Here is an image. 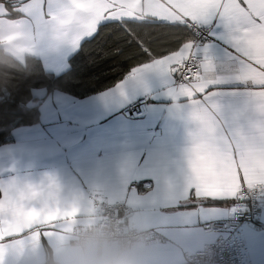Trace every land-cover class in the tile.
Listing matches in <instances>:
<instances>
[{
	"label": "snow or ice",
	"instance_id": "6c2138e0",
	"mask_svg": "<svg viewBox=\"0 0 264 264\" xmlns=\"http://www.w3.org/2000/svg\"><path fill=\"white\" fill-rule=\"evenodd\" d=\"M5 25L35 55L106 33L112 54L135 62L127 79L140 82L148 72L167 78V95L192 128L182 182L147 200L264 189V0H0V30ZM122 195L130 206L145 199L135 187ZM59 200L54 176L0 181V264H12L76 211Z\"/></svg>",
	"mask_w": 264,
	"mask_h": 264
},
{
	"label": "crops",
	"instance_id": "0c3cea01",
	"mask_svg": "<svg viewBox=\"0 0 264 264\" xmlns=\"http://www.w3.org/2000/svg\"><path fill=\"white\" fill-rule=\"evenodd\" d=\"M76 50L62 46L35 56L44 70L58 74L68 68ZM131 69L109 87L80 96L33 89L41 98L37 121L13 128L12 140L0 145V181L16 177L39 183L46 175L54 176L61 202L93 192L110 194L161 236L152 241L151 264H183L185 253L213 239L201 225L229 217L236 197L146 199L158 188L182 182L192 125L167 95L164 75L148 72L137 82L127 79ZM118 83H124L122 90L116 89ZM145 95L150 99L143 117L121 114L127 104ZM131 187L145 198L135 206L122 195V189ZM244 236L251 263L264 264V191L254 222L244 226Z\"/></svg>",
	"mask_w": 264,
	"mask_h": 264
},
{
	"label": "clouds",
	"instance_id": "9594fccd",
	"mask_svg": "<svg viewBox=\"0 0 264 264\" xmlns=\"http://www.w3.org/2000/svg\"><path fill=\"white\" fill-rule=\"evenodd\" d=\"M28 41L7 25L0 30V88L24 71L35 54ZM62 209L76 211L61 217L58 230L29 244L12 264H151L150 229L130 210L104 192H93ZM187 264V262H186Z\"/></svg>",
	"mask_w": 264,
	"mask_h": 264
},
{
	"label": "trees",
	"instance_id": "16d2710c",
	"mask_svg": "<svg viewBox=\"0 0 264 264\" xmlns=\"http://www.w3.org/2000/svg\"><path fill=\"white\" fill-rule=\"evenodd\" d=\"M112 39L102 33L95 39L81 41L69 57L68 68L58 74L44 70L38 57L30 58L28 67L15 73L8 86L0 88V145L12 140L13 128L37 121L41 98L33 95V89L45 88L48 93L61 90L80 96L105 89L122 78L135 62L113 55Z\"/></svg>",
	"mask_w": 264,
	"mask_h": 264
},
{
	"label": "built area",
	"instance_id": "2783aa9c",
	"mask_svg": "<svg viewBox=\"0 0 264 264\" xmlns=\"http://www.w3.org/2000/svg\"><path fill=\"white\" fill-rule=\"evenodd\" d=\"M150 97L142 96L122 110L126 118L143 117L148 108ZM137 186V183H134ZM148 185V183H147ZM264 189L253 188L236 197L230 206L229 217L219 221H207L201 225L204 233L213 235L201 248L185 253L183 264H252L244 236V226L254 222L255 214L262 204ZM121 210H128L123 201L117 200ZM151 241L161 238L150 229Z\"/></svg>",
	"mask_w": 264,
	"mask_h": 264
}]
</instances>
